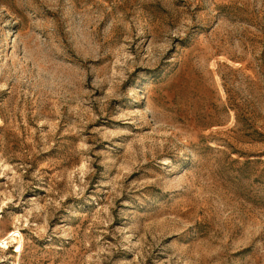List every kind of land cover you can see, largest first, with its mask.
Masks as SVG:
<instances>
[{
	"label": "rangeland",
	"instance_id": "374dc122",
	"mask_svg": "<svg viewBox=\"0 0 264 264\" xmlns=\"http://www.w3.org/2000/svg\"><path fill=\"white\" fill-rule=\"evenodd\" d=\"M0 264H264V0H0Z\"/></svg>",
	"mask_w": 264,
	"mask_h": 264
}]
</instances>
